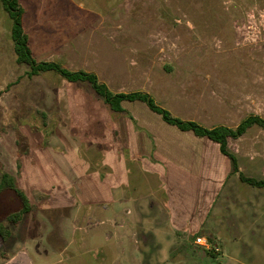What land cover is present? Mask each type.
<instances>
[{"label": "rangeland", "instance_id": "374dc122", "mask_svg": "<svg viewBox=\"0 0 264 264\" xmlns=\"http://www.w3.org/2000/svg\"><path fill=\"white\" fill-rule=\"evenodd\" d=\"M20 3L37 62L95 73L115 94L146 92L172 116L207 128H236L251 115L264 119V0ZM12 23L0 2V176L15 177L33 210L18 226L7 224L20 203L11 191L0 196V222L12 230L7 242L0 238V264L23 247L34 264H264V188L240 180V174L264 179V129L258 126L228 140L239 172L231 169L199 230L171 226L159 177L143 172V160L131 159L126 150L127 185L111 195L110 210L77 200L71 208L43 212L49 197L41 192L45 183L81 178L77 163L53 165L61 160L48 156L50 148L79 147L83 156L90 150L88 174L96 173L98 184L112 171L100 167L103 148L149 147L147 136L156 143L154 162L166 171L186 166L193 176V166L212 163L219 146L166 124L143 103L125 102V113L118 114L87 83H70L54 73L30 77L29 66L17 62ZM47 156L56 178L32 183L23 162ZM186 192L195 199L198 190L193 185ZM99 193L110 199L108 188ZM84 214L86 224L80 219ZM75 225L88 230L76 232ZM198 236L220 252L196 246Z\"/></svg>", "mask_w": 264, "mask_h": 264}, {"label": "crops", "instance_id": "0c3cea01", "mask_svg": "<svg viewBox=\"0 0 264 264\" xmlns=\"http://www.w3.org/2000/svg\"><path fill=\"white\" fill-rule=\"evenodd\" d=\"M146 135L150 138L151 134L147 133ZM146 139L150 143L149 147H145L144 144V147L103 148L102 164L100 167L107 166L112 171L107 175L104 181H99L98 184L96 183L97 181L94 175L96 173L91 175L88 174L89 169L93 166V163L91 162L92 155H90L91 151L89 150L87 152L88 156L85 155V153V156H83L79 147H67V152L57 151V149L55 150L53 148L45 151L49 154L48 156L52 158L56 157L61 160L55 163L53 161V165L55 166L63 167L77 163L80 166L78 176L81 177L78 181H69L66 183L67 185L61 182L60 179L57 183L54 182L52 176L56 178V174L54 173L55 167L50 165V162H47L49 161L48 156L44 158L45 160L41 159L36 161V165L33 160L26 159L22 165L23 173L28 174L29 172L32 174V176H30L32 183L38 185H43L41 180H48L49 178L50 181L51 176L53 181L45 183L48 187L46 186V188L41 189L42 193L49 196L47 202L41 207L43 212L44 210L48 211L49 209L61 210L71 208L76 204L77 200L83 204V206L104 204V209H106L107 206V210H110L111 205L115 202L111 195H114L115 192L123 189L124 186L127 185V181L124 179L125 175L128 177L125 171L127 156H125L124 152L126 150L130 152H128V154L131 159L143 160L141 165L143 172L152 177H159V180L165 189V193L168 196L165 204L167 207L166 216L169 218L171 226L175 227L177 230H184L187 232L188 230L196 231L201 227H204L215 204L220 199L227 183L229 182V173H231L230 171L232 169L231 163L228 161L229 159L225 157L219 149L213 162L208 163L206 167H202V165L200 167L193 166L194 168L191 169L193 176L190 174L189 170L186 169V166L184 167L185 169H180L178 166H172L168 167V170L166 171L156 161L154 162L152 160L153 158L156 159V143H153L151 139L147 138V136ZM58 162H60V165H58ZM41 174L43 176H40ZM113 176L118 178H114ZM116 179H119V181H116ZM193 185H195L198 190L195 199L189 197L186 192V188L190 189ZM107 188L109 191V200L104 195L100 196L99 193L100 191H106ZM24 191L30 200L25 189ZM260 194L263 195L262 193ZM175 195L177 197H175ZM103 196L106 197L103 198L104 200H102ZM97 198H101L99 199L100 202L99 200L96 201ZM190 209H194L193 213ZM80 219L84 220V224H86L88 223L89 215L85 216L84 214ZM77 229L79 231L88 230L87 227L82 228L75 225V231L79 232ZM12 253L13 255L11 254L5 258L2 264H34V261L25 252V247L18 252L13 251Z\"/></svg>", "mask_w": 264, "mask_h": 264}, {"label": "trees", "instance_id": "16d2710c", "mask_svg": "<svg viewBox=\"0 0 264 264\" xmlns=\"http://www.w3.org/2000/svg\"><path fill=\"white\" fill-rule=\"evenodd\" d=\"M4 10L12 19L11 37L14 43V50L17 56V62L29 66L30 77L37 76L42 73H54L62 77L70 83H87L91 88L103 98L104 102L110 107L114 113H125L123 103L140 102L145 104L150 111L159 115L162 120L182 132H191L196 137L207 138L219 146L220 152L227 157L232 164V172L238 173V158L229 150L228 140L239 139L246 134V132L258 126L264 129V119L251 115L244 120L236 128L227 126H217L214 128H207L195 121L182 120L159 106L154 98L146 92L133 93H113L108 86L99 81L95 73H88L84 71H71L56 62H37L32 55L29 38L23 29V9L20 0H0ZM130 116V115H129ZM133 121L134 119L130 117ZM240 180L252 187L264 188V179H255L240 174ZM13 192L19 200V209L7 217L6 223L18 226L23 222L24 218L33 210V206L25 194L17 184L15 177L4 172L0 176V196L6 192ZM12 237V230L7 227L4 222H0V238L5 243Z\"/></svg>", "mask_w": 264, "mask_h": 264}, {"label": "built area", "instance_id": "2783aa9c", "mask_svg": "<svg viewBox=\"0 0 264 264\" xmlns=\"http://www.w3.org/2000/svg\"><path fill=\"white\" fill-rule=\"evenodd\" d=\"M194 244L198 247L204 248L206 251L210 253L220 252V249L217 245H214L212 242H210L207 238L203 236L196 237Z\"/></svg>", "mask_w": 264, "mask_h": 264}]
</instances>
